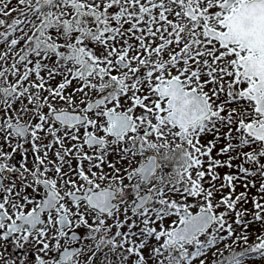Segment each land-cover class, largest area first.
<instances>
[{"label":"snow or ice","instance_id":"obj_1","mask_svg":"<svg viewBox=\"0 0 264 264\" xmlns=\"http://www.w3.org/2000/svg\"><path fill=\"white\" fill-rule=\"evenodd\" d=\"M0 264H264V0H0Z\"/></svg>","mask_w":264,"mask_h":264}]
</instances>
